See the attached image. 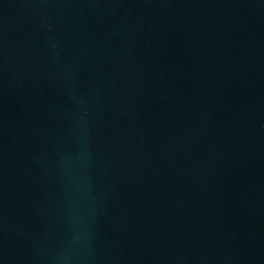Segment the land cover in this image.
I'll list each match as a JSON object with an SVG mask.
<instances>
[{
  "label": "water",
  "instance_id": "95a60500",
  "mask_svg": "<svg viewBox=\"0 0 264 264\" xmlns=\"http://www.w3.org/2000/svg\"><path fill=\"white\" fill-rule=\"evenodd\" d=\"M0 264H264V0H0Z\"/></svg>",
  "mask_w": 264,
  "mask_h": 264
}]
</instances>
